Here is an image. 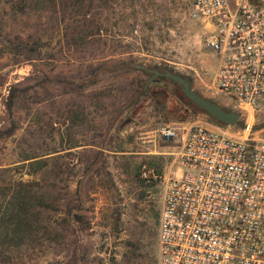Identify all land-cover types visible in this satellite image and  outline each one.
<instances>
[{
  "label": "rangeland",
  "instance_id": "obj_1",
  "mask_svg": "<svg viewBox=\"0 0 264 264\" xmlns=\"http://www.w3.org/2000/svg\"><path fill=\"white\" fill-rule=\"evenodd\" d=\"M190 11L189 0H0V128L9 125L10 89L29 87L17 91L15 130L0 140V210L18 182L48 204L31 217L46 227L40 239L0 264H75L81 252L77 264H157L159 213L177 171L181 122L214 124L242 139L247 114L236 126L216 123L167 81L150 83L129 124L109 130L143 77L138 71L105 72L85 89L40 81L80 82L90 65L132 61L184 75L197 93L241 112L227 95L212 93L217 60L204 46L207 29ZM161 100L168 108L158 106ZM249 120L259 137L264 107ZM175 129L174 138L163 137ZM93 149L103 152L102 162L98 173H86Z\"/></svg>",
  "mask_w": 264,
  "mask_h": 264
},
{
  "label": "built area",
  "instance_id": "obj_2",
  "mask_svg": "<svg viewBox=\"0 0 264 264\" xmlns=\"http://www.w3.org/2000/svg\"><path fill=\"white\" fill-rule=\"evenodd\" d=\"M189 1L217 60L212 93L227 95L247 114L245 136L199 123L181 128L177 171L167 179L159 213L157 264H264V131L254 137L249 120L264 107V3Z\"/></svg>",
  "mask_w": 264,
  "mask_h": 264
},
{
  "label": "trees",
  "instance_id": "obj_3",
  "mask_svg": "<svg viewBox=\"0 0 264 264\" xmlns=\"http://www.w3.org/2000/svg\"><path fill=\"white\" fill-rule=\"evenodd\" d=\"M136 65L139 64L125 60H120L114 64L100 62L95 65H90L88 77L80 82L68 81L63 77L47 78L41 80L40 82H53L55 84L67 83L73 85V87L85 89L96 84L99 81V76L105 72H113L122 69L138 71L141 76H143L142 79H140V83L137 85L132 95L126 100L122 107L118 109L109 125V130L111 128L120 129V127L123 129V127L128 125L131 121L129 117L132 116L136 109L138 110L140 108L142 99L149 95L150 86L155 83H164L168 81L164 78H155L152 80L150 86L147 87L146 90H143L147 78L152 73L147 69H141ZM150 69H158L161 71L167 70V68H162L159 66H154V68ZM27 88L29 87H23L21 89H19V87H13L10 89L6 101V108L9 113L10 121L7 127L0 128V140L8 138L15 130V123L11 118L12 107L16 97L15 95L17 94L18 90L26 91ZM156 95L157 97L159 96V94ZM157 97L155 99H158ZM188 101L193 104L191 100L188 99ZM159 103L160 105L158 106H160L161 109L163 107L168 108L165 105L166 103H164V100H161ZM193 106L195 105L193 104ZM181 120H183V118H181ZM215 122L219 123L218 121ZM90 154L91 156H89V158L91 159L85 172L89 173L93 171L94 173H98L99 167H96V165L102 162L103 152L98 149H93L90 151ZM2 202V210H0V257L2 258V262H10L11 257L8 255V253L19 249L21 246L27 245V243H32L40 239L41 235H39L38 232L40 229H45L46 227L41 226L37 219H32L31 217L35 215V213L39 212V210L47 208L48 204L42 201L41 196L33 193L31 184L21 182H18L10 193L7 192L3 194ZM84 254V252H81L79 255H77V258L75 256V264H77V261L84 260ZM71 258L72 255L68 257L69 261ZM99 261H101L100 258Z\"/></svg>",
  "mask_w": 264,
  "mask_h": 264
},
{
  "label": "water",
  "instance_id": "obj_4",
  "mask_svg": "<svg viewBox=\"0 0 264 264\" xmlns=\"http://www.w3.org/2000/svg\"><path fill=\"white\" fill-rule=\"evenodd\" d=\"M141 69H147L152 74L147 78L143 90H146L149 84L155 78H164L172 84H177L181 87V90L185 97L192 101V103L202 112L206 113L213 120L218 121L221 124L236 126L241 117V113L238 111L227 109L220 104L204 97L197 93L191 86L190 80L181 74L174 73L170 70H158L150 69L144 65H136Z\"/></svg>",
  "mask_w": 264,
  "mask_h": 264
},
{
  "label": "crops",
  "instance_id": "obj_5",
  "mask_svg": "<svg viewBox=\"0 0 264 264\" xmlns=\"http://www.w3.org/2000/svg\"><path fill=\"white\" fill-rule=\"evenodd\" d=\"M183 125H184V123L181 122V128L184 127ZM207 126H208L209 129H212V130H216V131H219V130H220V127L217 126V125H214V124H209V123H207ZM147 133H148V132H147ZM150 134H151V135H154V132H151ZM181 135H183V134H182V131H181Z\"/></svg>",
  "mask_w": 264,
  "mask_h": 264
}]
</instances>
